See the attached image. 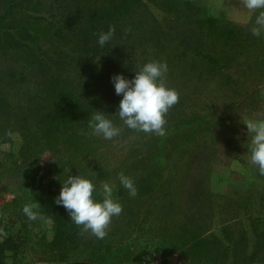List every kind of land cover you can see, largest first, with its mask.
Segmentation results:
<instances>
[{
    "label": "rangeland",
    "instance_id": "1",
    "mask_svg": "<svg viewBox=\"0 0 264 264\" xmlns=\"http://www.w3.org/2000/svg\"><path fill=\"white\" fill-rule=\"evenodd\" d=\"M202 1L203 13L217 16L220 25L231 21L242 26L244 33L251 30L259 12L249 10L245 0ZM140 9L138 19L123 23L111 40L116 55L130 62L124 66L132 76L148 61L167 62L166 56H156L155 50H150L154 42L146 40V36L158 38V27L148 7ZM65 36L69 38V32ZM245 52L244 55L250 51ZM244 55L240 65H234L225 79L192 64L189 55H170L173 61L167 64L165 82L177 90L179 102L165 115L164 136L125 126L115 115L121 97L113 93V88L109 91L115 94L111 104L105 106L99 99V109L78 118L80 130L64 137L50 136L47 147L28 160H22L18 154L22 140L15 127L17 123L9 125L0 139V238L5 233L11 235L18 248L6 252L5 257L1 255L4 261L0 264H46L43 259L48 250L43 241L52 236L54 226L49 214H58L61 223H74L60 204L50 208V213L44 210V206L56 201L61 181L70 170L73 175L80 171L97 181H93L96 189L106 181L114 184L123 171L134 180L137 195L127 193L121 203L123 211L129 210V217L121 220L111 235L126 252L127 260L121 264H195L198 256L205 258L203 264H222L223 261L215 260H223L219 242L216 252L210 251L216 248L215 243H209L213 233L240 239L239 246L249 247L247 255L236 248L232 261L264 264V236L256 237L257 232H264V220L255 223L240 216L241 200L252 192L240 198L241 195L250 185L262 182L253 178L258 166L251 162L247 151L249 137L243 121L264 119V66L253 67L252 60L245 62ZM70 75L81 98L89 99L92 86L87 85V77ZM1 79L3 88L5 83L13 84V89L5 94L12 101L11 117L15 121L18 112L13 110L20 101L25 106L29 100V104L38 103L34 94H39L41 82L34 83L33 78L24 83L9 77ZM98 110L104 111L121 129L118 137L105 140L92 134L88 124ZM141 165L143 170L138 171ZM146 182L151 187L140 190L138 185L144 186ZM212 193L215 197L206 199ZM254 200L256 206H248L247 212L255 214L264 203L259 205L258 194H254ZM33 204L38 206V218L30 220L22 209ZM245 233L250 234L247 240ZM253 236L256 242L250 243ZM206 238H210L209 242H200Z\"/></svg>",
    "mask_w": 264,
    "mask_h": 264
},
{
    "label": "trees",
    "instance_id": "2",
    "mask_svg": "<svg viewBox=\"0 0 264 264\" xmlns=\"http://www.w3.org/2000/svg\"><path fill=\"white\" fill-rule=\"evenodd\" d=\"M202 3V0H0V79L3 76L24 83L33 78L36 79L34 83L39 80L42 86L39 94H34L37 104H29V100V105L25 106L20 101L13 110L18 112L14 121L11 117L12 101L5 94L8 89H13V84L10 86L5 83L4 88L3 84L0 85V139L9 125L17 123L15 127L22 140L18 154L22 160H28L31 155L36 156L47 147L50 136L64 137L80 130L78 118L82 114L88 115L94 108L99 109V99L105 102V106L111 104L113 95L116 94L115 91V94L109 93L114 89L112 77L122 73L131 79L133 74H128L130 70L124 64L129 65L130 62L116 55L112 41L105 46L99 45L98 34L108 31L110 27L114 28V34L120 32L123 23L138 19L136 17L140 15V8L143 6L152 12L153 22L158 27V38L146 36V40L154 42L150 50H155L156 56H166L167 64L173 61L170 55H189L192 64L207 69L213 75L216 72V75L225 79L231 74L232 67L243 61L244 52L250 51L244 55V61L252 60L255 68L264 66V34L254 36L251 30L244 33L242 26L231 21L224 26L220 25L221 19L217 16L203 13ZM66 32H69V38H66ZM203 69L200 70L199 78L203 76ZM70 73L78 74L80 78L87 77V85L92 86L89 99L81 98L75 89L76 84L72 83ZM142 170L141 165L138 171ZM254 172L253 178L262 182L250 185L247 192L241 195L240 198L248 191L252 192L242 198L240 216L249 217V221L255 223H263L264 218L260 215L264 216V205H261L257 214L254 211L247 212L248 206H256L254 194L260 196L259 205L264 203V177L258 168ZM123 173L129 174L127 171ZM92 181L97 182L94 179ZM114 184L117 186L114 195L122 203L128 192L119 185V180ZM138 187L140 190L144 187L147 191L151 186L146 182L144 186L139 184ZM94 196L101 198L100 187H97ZM214 197L215 193H212L206 199L212 200ZM57 205L56 201L51 202L44 206V210L49 212L50 208ZM254 210L256 211L255 208ZM126 211L112 218L103 239H97L90 231H84L82 226L75 223H61L58 214H49L54 226L52 236L43 241L44 249L48 250L44 262L121 264L126 261L122 244L111 238L117 231L119 222L129 217ZM248 235L250 234L245 233V240ZM260 236L263 237L264 232H257L256 237ZM210 238L212 240L209 242ZM210 238L200 242L215 243V250H210L214 252L218 245L222 246L223 260L215 258L216 262L246 264L232 261V252L236 248L245 255L250 253L249 247L239 246L242 240L226 238L224 235L221 237L217 233H213ZM256 239L253 236L249 242H256ZM216 242L219 244L216 245ZM17 248L11 235L5 233L0 238V256L5 257L6 252ZM208 254L209 248L206 251V255ZM3 259L0 261H4ZM205 261L204 257L198 256L195 264H203Z\"/></svg>",
    "mask_w": 264,
    "mask_h": 264
},
{
    "label": "clouds",
    "instance_id": "3",
    "mask_svg": "<svg viewBox=\"0 0 264 264\" xmlns=\"http://www.w3.org/2000/svg\"><path fill=\"white\" fill-rule=\"evenodd\" d=\"M249 10H260L251 28L254 36L264 34V0H245ZM114 34V28L98 34L100 46L108 44ZM168 65L166 61H148L135 70V75L129 79L122 73L112 77L114 90L121 96L118 112L115 114L129 129L166 135L165 115L179 102V93L166 84ZM98 110L89 121L88 127L92 134L105 140H112L120 135L121 129L112 119ZM246 124L249 144L247 151L251 154V162L258 166L260 174L264 175V119L243 121ZM61 189L56 197V203L62 205L69 213L71 221L82 226L84 231H90L97 239L107 235V229L113 217L119 216L123 206L114 195L117 186L104 182L100 188L101 198L94 196L96 185L87 175L70 173L61 181ZM119 185L128 191L132 197L137 195L134 180L121 172ZM38 206L25 205L24 214L30 219L38 218Z\"/></svg>",
    "mask_w": 264,
    "mask_h": 264
}]
</instances>
